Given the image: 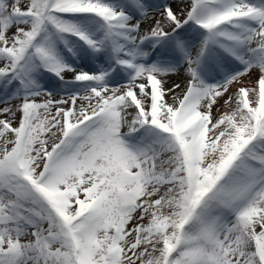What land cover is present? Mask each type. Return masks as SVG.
I'll list each match as a JSON object with an SVG mask.
<instances>
[{"label": "snow or ice", "instance_id": "6c2138e0", "mask_svg": "<svg viewBox=\"0 0 264 264\" xmlns=\"http://www.w3.org/2000/svg\"><path fill=\"white\" fill-rule=\"evenodd\" d=\"M0 264H264V0H0Z\"/></svg>", "mask_w": 264, "mask_h": 264}]
</instances>
